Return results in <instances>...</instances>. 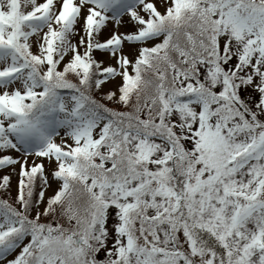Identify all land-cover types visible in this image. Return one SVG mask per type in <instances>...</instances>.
Segmentation results:
<instances>
[{
	"label": "snow or ice",
	"instance_id": "1",
	"mask_svg": "<svg viewBox=\"0 0 264 264\" xmlns=\"http://www.w3.org/2000/svg\"><path fill=\"white\" fill-rule=\"evenodd\" d=\"M0 264H264V0H0Z\"/></svg>",
	"mask_w": 264,
	"mask_h": 264
},
{
	"label": "rangeland",
	"instance_id": "2",
	"mask_svg": "<svg viewBox=\"0 0 264 264\" xmlns=\"http://www.w3.org/2000/svg\"><path fill=\"white\" fill-rule=\"evenodd\" d=\"M157 6L159 7V0H157ZM163 10V9H161ZM111 27V26H110ZM121 30H124V29H121ZM108 87H111V85H109ZM59 142V140L57 141ZM11 154L14 156V157H20V153H17L15 151H12ZM35 159V157H29V163L32 162V160ZM45 165H46V169L48 171H51V169L54 167V164L53 165H48L47 161H44ZM17 170L19 168V166L17 165ZM16 181H17V178L15 176H13V179H12V185H13V194H14V190H15V185H16ZM55 185L53 184L52 188H50L47 192V195H52L53 194V191L55 189Z\"/></svg>",
	"mask_w": 264,
	"mask_h": 264
},
{
	"label": "trees",
	"instance_id": "3",
	"mask_svg": "<svg viewBox=\"0 0 264 264\" xmlns=\"http://www.w3.org/2000/svg\"><path fill=\"white\" fill-rule=\"evenodd\" d=\"M111 106V105H110Z\"/></svg>",
	"mask_w": 264,
	"mask_h": 264
}]
</instances>
